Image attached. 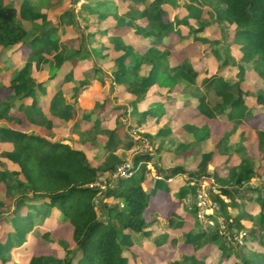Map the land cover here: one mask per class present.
I'll use <instances>...</instances> for the list:
<instances>
[{
  "label": "trees",
  "instance_id": "1",
  "mask_svg": "<svg viewBox=\"0 0 264 264\" xmlns=\"http://www.w3.org/2000/svg\"><path fill=\"white\" fill-rule=\"evenodd\" d=\"M18 7L0 0V163L4 165V169L0 168V192L9 200L0 199V220L10 221L5 214L28 206L31 216L36 218L44 209H57L58 217L73 225L72 246L50 231L42 235L63 247L65 257L33 255L28 264H148L138 261L127 237L128 231L141 233L151 222L146 217L151 195L144 184L158 179L148 169L149 163L167 178L188 174L189 184L180 191L179 198L188 194L196 196L198 182L205 174L195 176L196 172L175 160L196 153L213 137L215 155L222 156L225 164L235 165V184H243L237 151L244 150L249 139L246 121L254 107L250 97H255L258 108L264 110V0H98L94 18H84L85 29L92 36L109 35L102 45L103 54L115 53L116 59L130 60L121 82L115 86L118 100L128 101L141 120L147 118L146 122L172 111L174 105L180 108L195 105L209 118L226 115L230 123L224 133L213 136L209 124H191L177 117L175 121L191 132L188 145L174 143L158 158L153 150L138 153L133 158V175L120 179L104 193L90 184L110 179L116 166L125 162L127 152L136 148L137 140L121 131L119 118L126 105L112 109L108 126H102L97 113L105 110V101L96 103L99 98L92 91L95 80L89 78L87 71L91 62L81 57L86 45L81 39L65 59L55 61L49 74L34 70L33 78L22 79L27 65L44 59L53 46H58L52 34L59 29L56 30L53 17L25 16ZM41 16L46 20H41ZM25 18L39 22L29 39H26L30 29ZM72 19L71 11L67 10L62 20L67 21L66 34L75 27ZM142 19H147V23L139 24ZM42 21L44 26L49 21L52 25L40 29ZM221 24L229 28L222 67L230 65L238 69L240 76L236 80L218 75L208 66V58L196 55L208 44L207 50L220 57L216 46L223 39L219 33L214 36L212 32ZM67 36L78 38L70 33ZM230 46L236 48L241 64L230 54ZM2 55L7 59H1ZM145 62L151 64V69L143 72ZM15 69L18 76L12 78ZM74 78L79 79V87L67 100L64 89L73 85ZM140 88L144 89L143 93H139ZM80 93L95 103H80ZM179 95H183L180 100ZM59 119L66 120V125L56 126L54 122ZM27 124L40 132L28 133ZM77 129L83 131L80 146L64 138ZM142 135L152 141L154 149L161 151L150 134ZM236 136L233 143L231 139ZM256 138L264 159V128L256 131ZM173 139L176 138L170 137L168 141ZM121 147L126 154L118 153ZM194 177L198 182L192 184ZM222 194L228 200L220 194L214 197L225 217L226 231L236 236L244 229L246 213L242 211L232 217L229 209L238 207L240 199L228 187L222 188ZM111 201L115 202L110 204ZM255 202L261 204V215L253 220L259 225L264 222V197H257ZM99 209L106 212L105 216L100 215ZM49 221L52 223L53 218ZM215 235L226 258L230 257L227 245L232 239L228 241L227 235L219 232ZM258 236L256 239L263 241ZM161 239L154 241L156 245L164 244ZM23 244V236L17 232L14 246ZM3 247L0 241V264H9L12 256ZM165 264H188V261L175 258ZM243 264H264V250L257 251L254 259L244 260Z\"/></svg>",
  "mask_w": 264,
  "mask_h": 264
},
{
  "label": "rangeland",
  "instance_id": "2",
  "mask_svg": "<svg viewBox=\"0 0 264 264\" xmlns=\"http://www.w3.org/2000/svg\"><path fill=\"white\" fill-rule=\"evenodd\" d=\"M35 0H32V3ZM120 1V0H117ZM62 0H42L39 2V4L41 3L40 6H44V7H48V9H39V8H30V3L31 0H4L5 4H12V5H18L21 13H30L32 16H35L33 14L40 13L41 15H49V9L51 11L54 12H58V13H62L66 7H64V5L62 4ZM98 0H76L75 3H73L74 5H72V8H74V13H75V19L77 21L76 23V27H73L72 32L73 34H75V37H78L77 39H72V38H65L64 37V33H65V22L67 21H62L63 20V15H56L54 14V17L52 18V21H55L56 18V30H58V32L54 31L52 34V38L53 40H56L58 46H53V48L51 49V51H49V54L46 55V57L44 59H40L37 61V63L31 64L30 67H28V65L26 66L25 72L23 73V77L22 79H30L33 78V76L31 75V73L35 70L36 72H39L41 70H45L46 74H49L52 69H53V64H55V61H60L61 59H65V57L70 54L73 51L74 46L79 42V40L81 39V41H83L84 43H86L85 48L83 49L82 53H81V57H86L90 60L91 65L88 67L87 71H88V75L89 78H92L95 80L93 85V89L92 91L96 94V96H98L99 100L96 101V103L100 104L102 102V100L105 101V110H99L97 115L101 118V122H102V126L106 127L109 124V120L111 118L110 112L112 109L114 108H118L121 106H124L122 104H126L125 107L128 108V113L124 112V114L121 115V117L119 118L121 123H122V128L121 131L122 132H128V134L130 136H132V134H134L135 130H140L142 132V134H150L153 140L156 141L157 143V147L156 148H161V151H157L156 149L151 148L150 150H153L156 154V157H160V155L162 153H164L166 150H168L170 147H173L174 143H180L181 145H183V147L186 145H188L189 141L192 139L190 132H187L185 130H182V128L177 127V125L174 124V122H172V120H175V116L177 113V110H173V113L171 111H169L168 113H165L163 116H161L157 122H153L150 121L146 124H144V120L139 121L140 116L138 114H134L133 111H131L133 108L130 106L128 101H120L117 99L116 96V89L115 86L118 85L121 82V76H122V72L126 69V67L129 65V58H115V53H108V54H103V50L104 48L102 47L103 43H105L106 41L109 40V35H102L100 37L98 36H92L90 34H88V30L85 29L86 26V21L84 18H89V19H93L94 16L96 15V13H93L96 10L95 5H97ZM22 4V5H21ZM24 6H26V8H23ZM25 10V11H24ZM40 11V12H39ZM53 12V13H54ZM33 13V14H32ZM49 13V14H48ZM57 13V14H58ZM27 15V16H30ZM37 16V15H36ZM60 19V21H59ZM41 20H46V18H44L43 16H41ZM50 20V19H49ZM25 21L27 22V26L30 29V34L26 39H29L36 31H34V27L39 26V22L38 19H32V18H25ZM60 22V23H58ZM44 21H42V27L40 29H43L44 27H49L51 26V22L49 21L48 24L46 26H44ZM139 24H146L147 23V19H142L138 21ZM228 26L226 27V25H220V27L216 28L212 34L215 36V34L221 35L223 42L220 44H217L216 49L218 50V52L220 53V57H218L214 51L210 52L208 51V44H204L201 49L199 51L196 52V55L198 56H205L206 58H208V66L211 67L218 75L223 76L226 79H231L232 80H236L239 78L240 74L238 69H236L234 66L231 67L230 65L227 66H223L222 67V63L223 60L225 59V49L227 48V44H228V36L229 33L227 31H229ZM207 34V33H204ZM169 38H167L166 40H168ZM145 49V48H144ZM143 49V50H144ZM230 54L234 57L235 61L238 64L240 63L239 60V53L237 52L236 48L234 46H230ZM7 59L6 55H2L1 59ZM171 59H173V57L171 56ZM24 60H27L26 58H24ZM77 59L74 60V64L77 63ZM26 62V61H25ZM142 71L146 72L149 71L151 69V64L148 62H145L142 66ZM16 76H18V71L15 69L12 73V78H16ZM96 76V77H95ZM230 77V78H229ZM73 85H71L70 87H68L67 89H64V93L63 95L65 96V98L68 100L71 97H73L74 95V91L79 87V79H73ZM144 90L142 88H140L139 93ZM144 91H142L141 93H143ZM149 91L147 90L146 94H148ZM82 94V93H80ZM182 97V96H181ZM80 103H88L89 105H91L92 103H95V101L90 100L87 98V96L85 95H80V97L78 98ZM251 99L255 100L253 97H251ZM197 109V108H196ZM191 110V109H189ZM125 111V110H124ZM201 112V111H200ZM75 114V115H74ZM76 114L77 112L74 111L73 112V118H76ZM127 114V115H126ZM193 114V113H192ZM191 114V116H192ZM203 113H201L202 115ZM198 115H200L198 113ZM204 115V114H203ZM206 116V115H205ZM190 117V116H189ZM152 117H149L148 119H151ZM147 120V118L145 119ZM201 119L198 118L196 119V121H200ZM206 120V119H204ZM263 121V120H262ZM67 121L66 120H56L54 122V124L56 126L59 125H66ZM202 124V123H201ZM264 124V123H263ZM262 124V125H263ZM229 121L227 119V117L225 115H220L218 116L217 120L215 122H213V129L215 130V133H217L218 129L220 128L222 133H224L227 129L229 128ZM26 130L28 133H33V131L38 132V128L33 127V126H29L26 125ZM81 132L79 129H77V131L73 132L70 135L65 136L64 138L67 141H70L71 143L74 144V146H80L81 142H82V137H81ZM160 133V134H159ZM239 133V132H238ZM159 134V136H158ZM135 138H140L138 135L134 134ZM170 137H175L176 139H173L172 142L168 141V139H170ZM158 138V139H157ZM236 137L232 138L231 141L233 143L236 142ZM249 139L251 140V142H249ZM249 139L247 141H245L244 143V150H241V156L243 158V162H242V175L244 177H246V180L244 181V183L246 182H253L254 181H258L257 178H263L262 175H258L257 172H260V174L262 173V169H260V167H257L259 164H261V161L264 160H260L259 161V157H261V154L259 152H257V150L255 149L254 145L252 144L253 140L256 139V134L255 136L253 135V133H251V136H249ZM158 141V142H157ZM131 142V141H130ZM136 144V143H135ZM134 144V145H135ZM142 144H138V148L139 150H137V147L134 148V150H131L129 152H127L126 154V150H124L122 147L118 150V153L121 154H126V160H124L125 162L127 161H131L133 162V158L135 155H137L138 153H144L146 152L149 147H148V142H146L145 146H141ZM216 145V142L214 140V138H210L208 139L206 146H202L200 148L197 149L195 154H191L188 156H181L179 159L177 158L175 160V162L178 165H181L183 167H185L186 169L189 170H193L194 172H196L197 176L200 173H205L207 174L206 176H204L206 179H210L209 177H213V175L218 171V174L221 177L224 178H228L230 181L228 184H224V185H228L230 188L233 189V187L235 186V181H236V172L235 168H234V164L233 166H231L232 168V173L229 175H226V168H220V165H217L219 163L222 162L223 157H218V160L216 163H213L212 161L216 158V155L214 153V147ZM183 148L179 149L182 150ZM212 165H211V163ZM263 163V162H262ZM223 164V163H222ZM153 164L149 163L147 165L148 169L152 172V175L155 177L156 174H159L156 172V170H154ZM217 167V168H216ZM0 168L4 169V165L0 163ZM220 168V169H218ZM254 168H256V170L254 171ZM230 170V169H229ZM231 171V170H230ZM162 175V174H161ZM181 179H183V177H180ZM188 178L189 175H187V177H184V187L188 186ZM233 178V179H232ZM164 181L161 183H157V186H152L151 188V192L154 193L156 190L159 193H163V194H168L171 193L173 191H171L170 189V185L167 183V177L163 176ZM103 183L105 184H110L111 181V177L110 179H108L107 181L105 179L102 180ZM152 181V180H151ZM150 182V181H149ZM149 182H146L145 184H149ZM243 183V184H244ZM174 189V188H172ZM177 190V189H176ZM247 193V192H246ZM258 195L257 192H254L252 194V197H256ZM0 199H4L5 201L9 202V200L6 199L5 195L0 192ZM194 197L190 196L187 200V206L186 208H190L192 205ZM244 199V203L247 204L248 201L252 202L253 204H256L255 202H253V200H248ZM115 201H111L110 204L114 203ZM170 205H168L165 209H164V214L165 217L167 218L170 215V212L175 208L177 209L179 206V202L177 200H173V201H169ZM196 202V199H195ZM242 203V202H241ZM261 204H257L255 207L257 210V213L261 212ZM14 207H12L13 209ZM242 210L245 211H249L248 208H244L242 207ZM232 212V215L235 214V212H237L236 209L232 208V210H229ZM240 211V210H239ZM56 212V210H55ZM192 220V224L194 226H196L195 224V218H196V208L195 207H191L190 210H188ZM57 213V212H56ZM99 213L102 216H105L106 212H103L101 209H99ZM230 213V212H229ZM220 214L222 215V213L220 212ZM42 217L43 218H48L49 216L52 215V211L48 210L45 212H42ZM5 217H8V219L10 221H7L4 218H1L2 220H0V241H2V244L5 246L3 247V249L5 251H9V253L11 254V261L9 262V264H26L28 261V258L33 254L32 250L30 248H26L25 247V251H20L18 246H14V238L16 236V233L18 232V234H21L25 240L27 245L26 246H34L36 245V251L35 252H46V251H50L53 254L56 255H64V252L61 251H55L54 248H50L49 244L47 242H43V241H39L37 240L38 236L36 235V233L40 234V232L37 230L36 226L37 225L34 223L33 219L29 216V214L27 213V211L24 209V211H20V209H16L13 211H9L7 214H5ZM223 219H225V217L222 215ZM36 218V217H34ZM37 219V218H36ZM40 219V217H39ZM190 224V225H192ZM252 223L247 222V227L243 229L244 232H246V238H248L247 240H252L250 234L252 235V231L257 230V234H259V236H261V240H263L264 242V222H259V225L253 224L251 226ZM150 225L147 226L146 230L148 229ZM43 229L48 228L47 223L44 224V227H42ZM227 225L225 223L222 224H217V227L215 228V230H211L213 236H208L210 237L209 239L211 240H215L216 242V236L215 232H219L222 236H225L229 234V237H231L232 241L230 245H227V249L229 252H231V256L227 257L224 255L223 251L222 253V258L224 260H228L229 258L233 257L234 258L232 260L229 259L230 261L232 260L233 263L235 264H243L244 260L247 259H254L256 252H261L264 250L263 246H256L254 249H252L253 245L251 243L248 242L247 245L245 244H238L237 240H235V236L231 235L230 233H228L226 231ZM63 230V229H62ZM247 230V231H246ZM37 231V232H35ZM33 233L34 236L29 237L30 233ZM29 233V234H28ZM28 236V237H27ZM67 237H70V233L67 232ZM250 236V237H249ZM259 236L257 238H259ZM27 238V239H26ZM154 238V237H152ZM227 238V237H226ZM260 239V238H259ZM228 240V238H227ZM229 241V240H228ZM257 241V239H256ZM68 242V241H67ZM69 243V242H68ZM39 244V246H38ZM71 244V243H70ZM219 247V244L216 243ZM259 244V243H258ZM249 245V246H248ZM72 246V244H71ZM24 248V247H22ZM220 248V247H219ZM65 250V249H64ZM66 251V250H65ZM255 252V253H254ZM219 258V257H218ZM148 261H153L152 256H149V258L147 259Z\"/></svg>",
  "mask_w": 264,
  "mask_h": 264
},
{
  "label": "crops",
  "instance_id": "3",
  "mask_svg": "<svg viewBox=\"0 0 264 264\" xmlns=\"http://www.w3.org/2000/svg\"><path fill=\"white\" fill-rule=\"evenodd\" d=\"M40 1L42 3V0H35L32 3V0H31L30 8H32V7L35 9L39 8L41 10L42 9H44V10L48 9V7L40 6L41 5V3L39 4ZM62 1H63L62 4L64 5V7H66L65 10L62 13H58V12L51 11L49 9L50 14L48 13L49 14V15H47L48 18L51 19L52 17H54V14L62 16V15H64V13L67 10H69V11H71V15L73 18L72 20L74 21L75 27H76L77 21L75 19L74 8H72V5H74L73 3H75L76 0H62ZM85 2H86V0H85ZM23 8H26V6H24ZM22 14L27 16L30 13H27V12L23 13L22 12ZM38 14H40V13L36 12V14H33V15L36 16ZM29 17H34V16H32L30 14ZM56 21L57 20L55 18V22ZM59 21H60V19H59ZM66 27L67 26H65L64 37L70 39V37L67 36V35H69V33H70V35L75 36V34H73V32H72L73 28H71V31L66 34ZM142 51H143V53L145 52V50H143V49H142ZM177 98H178V100H180L183 98V95H179V97H177ZM253 98L255 100L251 99V97H250V101L254 105L252 115L246 121V127L250 131L248 133L249 136H251V133H253V135L255 136L256 131L258 129L264 128V124H263L264 123V110H262V108H258V103L256 101V98L255 97H253ZM122 105H126V104H122ZM127 107H129V106H127ZM127 107L125 110L126 113H128ZM173 107L174 108L171 111L172 113H173V110H177L175 120L177 117L181 116V118H183V121L185 120L186 122L191 123V124H198V125H200L201 123L202 124H209L210 128L212 130L213 136L222 134V131L220 128L218 129L217 133H215V130L213 129V126H212L213 122H215L218 117L217 118H209L203 114L201 115L200 110L195 105L184 106L182 108H180L178 105H174ZM189 109H191V110H189ZM131 111H133V109ZM198 113L200 115H198ZM134 114H136V113H134ZM191 114H192V116H191ZM159 118L160 117H158L153 122H157V120ZM198 118H200L201 120L196 121V119H198ZM204 119H206V120H204ZM175 120H172V122H174V124L177 125V127L182 128V130H185L187 132H190L185 127H182L181 124H178ZM183 121L181 122L182 124L184 123ZM146 123H148V122H146V120H145L144 124H146ZM38 132H40V131H38ZM38 132L33 131V133H38ZM249 142H251L250 139H249ZM252 144L254 145L257 152H259L261 154V157H259V161L262 160V153L258 149L257 138L253 140ZM225 152L226 153L228 152L227 149L225 150ZM237 152H238L239 157L241 159V161L239 163L240 173H241L242 168H243L242 162H243L244 157L242 158L241 153H240L241 152L240 149ZM193 154H195V153H193ZM218 157L220 158L222 156L216 155L217 159L216 160L214 159L212 162L216 163L218 160ZM174 160H175V158H174ZM211 165H212V163H211ZM217 165H220L221 166L220 168H226L227 169L226 175H229L233 172L232 170L231 171L229 170L230 166H233V164H231V163L225 164V160H222V162L217 164ZM257 167H260V169H262V173L260 174V172H257V174L262 175L263 178H257L258 181H256V182L254 181V179H255L254 178L253 182H247V183L245 182L244 183V181L246 180V177H244L241 173V177L243 179L244 184L239 185V186H236V184H234L235 186L233 187V189L230 188L228 185H224V184H228L230 180L228 178L221 177L218 174V171H217V174L215 173L217 175V177H219L218 179L215 176V174L213 175V177L212 176L209 177L210 179H207L210 182L211 186L216 189L217 194H220L225 200H228V196L222 194V188L223 187L230 188L232 190L233 195H235L236 197H238L240 199V205L238 207L234 208L237 210V212H235V214L232 215V212L229 211L230 212L229 214L232 217H235L240 212H242V211L245 212L246 214H245V218L243 220L244 228L247 227V222L252 223L251 226L253 224H255L253 220L254 219L256 220L261 215L260 213H257L258 209H256L255 206L258 203L255 202V199L259 196L264 197V160H262L261 164H259ZM153 168H154V166H153ZM220 168H218V169H220ZM154 170H155V168H154ZM255 170H256V168H254V171ZM200 174H202V173H200ZM203 174H205V173H203ZM187 175L188 174H179V175L170 177L171 178L170 181H169L170 178H167V183L170 185V188H171L170 190L173 191L172 194L171 193H168V194L159 193V192H157V190L154 193L151 192L152 186H157V183L163 182L164 179L152 180L150 182L148 181L149 184L148 183L144 184L145 188L147 189V191L151 195L150 207L146 212V217L151 222L149 224L150 226L148 227V229L144 230L141 233L128 231L129 235L127 237V240L131 244V250L135 254L138 255V258H137L138 261H140L141 263H148V264H156V263L165 264L167 261H169L171 259H175V258L185 259L188 261V264H235L232 262L234 255H233V257H231L232 258L231 261L229 260L231 258H229L228 260H224L222 258V253H221L222 250L218 247L215 240H211V239H209L210 237H208L211 235L213 236L211 230L204 229L202 227L200 221L197 219V216L195 218L196 226H194L192 224V222H191L192 218H191L188 210H190L191 207L196 208L195 196H194V194H188L186 197H184L182 199L179 198V193L184 188V185H185L183 179H184V177H187ZM206 175L207 174H205L204 176H206ZM181 176L183 177V179L180 178ZM236 179H237V177H236ZM188 181H189V178H188ZM197 182H198L197 177H194V181L192 182V184L197 183ZM172 188H174V189H172ZM254 192L258 193V195L256 197H252V194ZM190 196H193L194 199H193L191 207L188 209V208H186L187 202H188L187 199ZM247 198H249L250 200H253V202H255L256 204H253L250 201H248L247 204H245L244 199H247ZM174 199L179 202V206L177 209L174 208L170 212V215L166 218L165 214H164V209L168 205H170L169 201H173ZM242 207L248 208L249 211L247 212L245 210H242ZM24 209L27 211L29 216L33 219L35 224H37V221L40 220V223H38L37 225H34V226H36L37 230L40 232V234L36 233V235L38 236L37 240L47 242L50 245L49 247L54 248L55 251L59 250L61 252H64L63 256L60 254L59 255L53 254L50 251L35 252L36 251L35 250L36 245H34V246L32 245L29 247L26 246L27 243H26L25 238L23 237L24 244L21 247H19L20 248L19 250L25 251V247H26V248H30L33 252V254L28 258V261L26 264L29 263V260L33 255L50 254V255H54V256L59 257V258L65 257L66 251L64 250L63 247L58 246V245H54L49 240L45 239L42 235H43V233L50 231L53 235L57 236L58 238L66 240L72 244L73 233H74L73 225L69 222L62 221L58 217L59 214H58L57 209H53L52 215L49 216L48 218L47 217L43 218V217H41V216H43L42 212L47 211V209H44V211H41L39 213L40 219L39 218L35 219L33 216H31L30 209L28 208V206H23L20 209V211L23 212ZM55 210L57 213L55 212ZM229 210H232V208H230ZM196 213H197V208H196ZM51 218H53L52 223L49 221ZM45 223H47L48 227L51 229H48V228L43 229L42 227H44ZM190 224H192V225H190ZM35 232H37V231H35ZM67 232L70 233V237L66 236ZM33 233L31 232L30 234H32V235H30L29 237L32 238V236H34ZM251 233H252V235L250 234V236L252 237L251 238L252 240L250 241V240H247L248 238H246L245 239V241H246L245 245H247L249 242L253 245L252 249H254L256 246H261V247L263 246L264 247L263 241H258V240L256 241L255 236L257 233L255 232L256 234H254L253 231ZM152 237H154V238H152ZM160 237L162 238L161 240L164 241V244L156 245V243L154 241L159 242ZM38 246H39V244H38ZM22 247H24V248H22ZM149 256H152V259H153L152 263H151V261L147 260L149 258Z\"/></svg>",
  "mask_w": 264,
  "mask_h": 264
},
{
  "label": "built area",
  "instance_id": "4",
  "mask_svg": "<svg viewBox=\"0 0 264 264\" xmlns=\"http://www.w3.org/2000/svg\"><path fill=\"white\" fill-rule=\"evenodd\" d=\"M142 132L140 130H135L134 134L138 135L140 138H135L134 134L132 136L137 140L136 147L137 150L138 144H142L141 146H145L146 142H148V149L147 151L153 148L152 141L147 138L146 136L141 134ZM134 173V164L131 161L123 162L121 164H118L116 166V169L111 177V183L105 184L103 181H98L90 184L91 188L97 187L100 191V193H104L107 191L109 186H114L120 179L128 178L132 176ZM156 179H163V175L156 174ZM171 178L169 179V181ZM200 187L197 189L196 192V207H197V219L200 221L202 227L206 230H215L217 227V224L224 223V219L222 215L220 214V203L219 201L214 197L215 194H217V191L215 188H213L210 184V182L203 177L201 181L199 182ZM228 240H231V237H229V234L227 235ZM246 232L242 231L239 234L235 236V240H237L238 244H245L246 241Z\"/></svg>",
  "mask_w": 264,
  "mask_h": 264
}]
</instances>
